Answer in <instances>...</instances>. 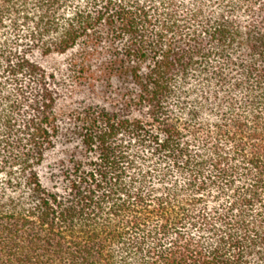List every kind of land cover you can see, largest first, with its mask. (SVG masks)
Returning <instances> with one entry per match:
<instances>
[{"label":"trees","instance_id":"1","mask_svg":"<svg viewBox=\"0 0 264 264\" xmlns=\"http://www.w3.org/2000/svg\"><path fill=\"white\" fill-rule=\"evenodd\" d=\"M0 264H264V0H0Z\"/></svg>","mask_w":264,"mask_h":264},{"label":"rangeland","instance_id":"2","mask_svg":"<svg viewBox=\"0 0 264 264\" xmlns=\"http://www.w3.org/2000/svg\"><path fill=\"white\" fill-rule=\"evenodd\" d=\"M42 64L50 69L51 71L55 69H59L63 66L64 64V59L62 58H51V59H43Z\"/></svg>","mask_w":264,"mask_h":264}]
</instances>
